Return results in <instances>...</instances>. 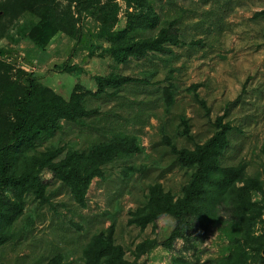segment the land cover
Here are the masks:
<instances>
[{"label": "rangeland", "instance_id": "rangeland-1", "mask_svg": "<svg viewBox=\"0 0 264 264\" xmlns=\"http://www.w3.org/2000/svg\"><path fill=\"white\" fill-rule=\"evenodd\" d=\"M54 1L62 18L76 22L77 36H61L43 51L33 39L39 24L34 3L0 0V63L4 66L0 65V79L6 77L22 86L31 74L67 100L78 86L81 92H96L98 76L122 75L142 82L132 83L114 96H88V108L98 113L79 125L64 122L63 129L45 140L40 150L55 146L83 151L127 135L138 138L142 151L105 167V177L94 179L90 186L86 209L45 171L41 178L51 203L42 205L27 198L14 240L0 250L1 264H49L59 256L63 257L61 264H85L86 245L113 224L116 243L133 261L135 247L155 236L152 226L144 231L129 226L130 213L146 205L151 185L161 184L165 192L179 198L192 175L178 165L166 139L179 149L192 150L214 135L219 117L234 128L221 165L245 164L246 177L264 183V15H260L264 0H150L160 27L178 22L183 44L169 46L171 54L149 53L125 63L103 54L109 43L101 34L95 7ZM116 3L120 11L113 30L121 31L135 8L123 0ZM171 84L175 102L168 108L164 90ZM183 119L190 126L189 136ZM261 199L260 194H253L254 201ZM220 216L225 223L208 230L193 227L171 250L157 247L139 263L174 264L181 259L189 264H215L229 255L233 242L241 237V228L226 208L220 209ZM160 229L164 240L171 229L168 221H162ZM255 232L264 234V216Z\"/></svg>", "mask_w": 264, "mask_h": 264}, {"label": "trees", "instance_id": "trees-1", "mask_svg": "<svg viewBox=\"0 0 264 264\" xmlns=\"http://www.w3.org/2000/svg\"><path fill=\"white\" fill-rule=\"evenodd\" d=\"M28 1L34 3L32 6L39 18L33 39L43 51L61 36L76 38V22L62 18L54 0ZM69 1L99 11L101 34L109 43L103 54H108L117 63H125L130 58L143 59L149 53L171 54L169 46L183 44L176 27L178 22L171 21L160 27V17L150 0H123L135 10L128 15L126 27L121 31L113 30L120 11L117 0ZM95 81L96 92L84 93L78 86L67 100L41 85L31 74L22 86L9 82L6 77L0 79V250L14 240L15 225L24 213L28 197L42 205L51 203L48 186L41 178L45 171L51 172L70 191L80 208L86 209L90 186L94 179L105 177V167L119 158L133 157L142 151L138 138L127 135L114 136L83 151L55 146L40 150L45 140L63 129L64 122L79 125L98 113L88 108V96H114L118 90L142 82L122 75L98 76ZM171 88L174 89L172 84L164 90L168 108L175 102ZM197 88L195 86L193 90ZM110 90L115 93L110 94ZM196 99L207 109L204 101L198 96ZM182 125L185 135L189 136L188 121L183 119ZM214 126V135L192 150L179 149L166 139L178 165L191 170L192 175L179 198L165 192L161 184L151 185L146 205L130 213L129 226L143 231L152 226L155 236L135 247L132 251L134 260H128L123 246L116 243L113 224L94 235L86 245L83 251L85 264H140V259L157 247L171 250L175 241L184 239L193 227L208 230L225 223L220 216L222 208L228 210L231 219L241 228V237L233 242L229 255L215 264H264V234L256 235L255 232L264 216V183L246 177L245 164L221 165L234 128L224 117L217 118ZM261 153L264 156V143ZM254 193L261 195L260 202L253 200ZM162 221H168L171 228L164 240L160 229ZM62 261L63 257L59 256L49 264H61ZM174 264L189 263L176 259Z\"/></svg>", "mask_w": 264, "mask_h": 264}]
</instances>
